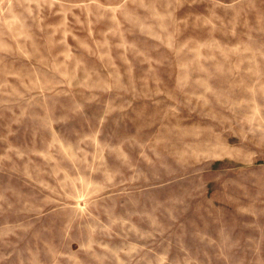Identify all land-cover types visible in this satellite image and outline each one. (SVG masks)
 Segmentation results:
<instances>
[{
	"label": "rangeland",
	"instance_id": "374dc122",
	"mask_svg": "<svg viewBox=\"0 0 264 264\" xmlns=\"http://www.w3.org/2000/svg\"><path fill=\"white\" fill-rule=\"evenodd\" d=\"M0 264H264V0H0Z\"/></svg>",
	"mask_w": 264,
	"mask_h": 264
}]
</instances>
